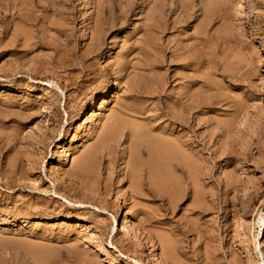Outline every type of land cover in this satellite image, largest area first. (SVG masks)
I'll return each mask as SVG.
<instances>
[{
  "label": "rangeland",
  "instance_id": "rangeland-1",
  "mask_svg": "<svg viewBox=\"0 0 264 264\" xmlns=\"http://www.w3.org/2000/svg\"><path fill=\"white\" fill-rule=\"evenodd\" d=\"M157 123L203 161L180 194L150 171ZM157 236L264 261V0H0V264H163Z\"/></svg>",
  "mask_w": 264,
  "mask_h": 264
},
{
  "label": "bare ground",
  "instance_id": "bare-ground-1",
  "mask_svg": "<svg viewBox=\"0 0 264 264\" xmlns=\"http://www.w3.org/2000/svg\"><path fill=\"white\" fill-rule=\"evenodd\" d=\"M118 1V0H117ZM156 1V0H155ZM161 1V0H160ZM50 2V1H49ZM158 3V2H157ZM33 4V3H32ZM104 5V3H103ZM28 6V5H27ZM45 6V5H44ZM102 6V5H101ZM155 6V5H154ZM26 7V6H25ZM156 8V7H155ZM9 9V8H8ZM22 9V8H21ZM48 9V7H47ZM112 9V8H111ZM150 10V8H149ZM156 11V10H155ZM171 11V10H170ZM22 12V11H21ZM28 12V11H27ZM121 12V11H120ZM162 12V11H161ZM5 13V12H4ZM24 13V12H23ZM165 13V12H164ZM169 13V12H168ZM13 14V13H12ZM150 14V13H149ZM148 14V15H149ZM182 15V14H181ZM7 16V15H6ZM15 16V15H14ZM13 16V17H14ZM99 16V15H98ZM125 16V15H124ZM162 16V15H161ZM168 16V15H167ZM189 16V14H188ZM30 17V16H29ZM35 17V16H34ZM183 17V16H182ZM99 18V17H98ZM109 18V17H108ZM175 19V18H174ZM187 20V19H186ZM115 21V20H114ZM28 22V21H27ZM98 22V21H96ZM167 22V21H166ZM177 22V21H175ZM168 23V22H167ZM179 23V22H178ZM100 24V23H99ZM148 24V23H147ZM173 26L175 25L172 22ZM181 24V23H180ZM107 26V25H106ZM177 26V25H175ZM31 27V26H30ZM98 27V26H97ZM99 28V27H98ZM152 29V28H151ZM164 29V28H163ZM175 29V28H174ZM156 30V29H155ZM171 30V29H170ZM158 31V30H157ZM107 33V32H106ZM162 33V32H161ZM99 34V33H97ZM96 34V35H97ZM104 34V33H103ZM154 34V33H153ZM201 35V34H200ZM101 36V34H100ZM93 37H94V33H93ZM92 37V38H93ZM97 37V36H96ZM95 37V38H96ZM205 37V36H204ZM208 37V36H207ZM93 40H97L96 39ZM182 38V37H181ZM102 40V39H101ZM157 40V39H156ZM100 41V40H99ZM208 41V40H207ZM206 41V42H207ZM41 42V41H40ZM195 42V41H194ZM98 43V42H97ZM138 43V42H137ZM179 43V42H178ZM192 43V42H191ZM147 46V45H146ZM170 46V45H169ZM172 46V45H171ZM100 47V46H99ZM187 48V47H186ZM101 49V48H100ZM165 49V48H164ZM173 49V48H172ZM175 49V48H174ZM189 49V48H187ZM27 50V49H26ZM185 50V49H184ZM201 50V49H200ZM56 51V50H55ZM150 51V50H149ZM182 52V51H181ZM175 53V52H174ZM209 53V52H207ZM178 54V53H177ZM186 56V55H185ZM164 57V56H163ZM192 58V57H191ZM161 59V58H160ZM164 59V58H163ZM189 59V58H188ZM80 60V59H79ZM82 60V59H81ZM189 61V60H188ZM84 66V65H83ZM15 68V67H14ZM89 68V67H88ZM84 69V68H83ZM174 69V68H173ZM87 71V70H86ZM173 77V76H172ZM187 77V76H186ZM153 80V79H152ZM156 80V79H155ZM182 80V79H181ZM178 83V81H177ZM219 83V82H218ZM156 87V86H155ZM219 87V86H218ZM225 90V89H224ZM220 91V90H219ZM228 91V90H227ZM153 93V92H152ZM155 95V94H154ZM198 95V94H197ZM195 96V95H194ZM189 94L186 92H181L179 93V97L174 101V102H178L179 104H182L184 107V110H182V113H180L181 111H178L181 107H178L179 109L176 110L177 112L174 111V109L169 108L171 111L169 112V119L174 121L175 124L178 123L179 125L188 127V126H193L192 121L196 120L193 118V116L190 118L189 116H187L188 112L190 111V105L188 103L189 98ZM192 98V97H191ZM204 98V97H203ZM213 99V98H212ZM198 100V99H197ZM203 100V99H202ZM200 100V101H202ZM199 101V102H200ZM206 101V100H205ZM209 101V100H208ZM223 101V100H222ZM221 101V102H222ZM236 101V100H235ZM203 102V101H202ZM211 102V101H209ZM220 102V103H221ZM198 102L194 103L195 106L198 105ZM173 104V103H172ZM193 104V105H194ZM203 104V103H202ZM213 104V103H212ZM201 105V103H200ZM205 105V103H204ZM165 106V105H164ZM176 107V106H175ZM174 107V108H175ZM202 107V106H201ZM203 108V107H202ZM168 109V110H169ZM176 109V108H175ZM182 109V108H181ZM167 110V111H168ZM190 113V112H189ZM165 116L163 113L160 114L158 117H163ZM167 116V117H168ZM166 117V116H165ZM149 119H153L156 118L155 116L152 117H148ZM169 120V121H170ZM160 121V120H159ZM202 121V120H201ZM196 122V121H195ZM153 126V125H152ZM154 129H160L159 132L157 134H152L149 131H152ZM229 129V128H228ZM149 131H145L143 132V137L146 138V142L148 144V151H149V155H150V160H151V166L150 167V171L152 172V174L154 175V177H156L157 179V183L159 185H163V187L167 188V190H171L173 189V193H179V187L178 185H180L177 180L178 177L176 178V173L178 171L183 172L187 178H188V182L191 184H194L198 181L201 180L200 179V172H201V164H203V161L199 160L201 158H198L193 151V143H190L189 141L185 140L183 138V136H181V134H175L174 130H171L170 128L167 129L166 127H163L161 129V125L160 123L156 126L150 127L148 129ZM201 133V132H200ZM131 134H136V131L131 132ZM176 136H175V135ZM175 137H173V136ZM141 136V133L140 135ZM138 136V137H139ZM137 137V138H138ZM142 138V137H141ZM201 138V137H200ZM136 139V138H135ZM203 139V138H202ZM201 139V140H202ZM139 140V139H138ZM201 140H197V146H201ZM205 140V139H204ZM203 140V142H204ZM202 147V146H201ZM200 148V147H199ZM146 150V149H145ZM115 172V171H114ZM133 173V172H132ZM182 173V175H184ZM178 174V173H177ZM202 175V174H201ZM132 176V175H131ZM134 177V176H133ZM184 178V177H183ZM167 180V182H166ZM187 180V179H186ZM181 181V180H180ZM185 181V180H184ZM186 182V181H185ZM184 182V183H185ZM188 182L186 184H188ZM133 183V182H132ZM137 183V182H136ZM168 183V184H167ZM167 184V185H166ZM87 185V184H86ZM96 185V184H95ZM132 185V184H131ZM134 185V183H133ZM189 186V185H188ZM187 186V187H188ZM192 186V185H191ZM86 187V186H85ZM135 188V186H133ZM186 187V186H185ZM201 187V186H200ZM93 188V187H92ZM170 188V189H169ZM248 188V187H247ZM186 190V189H185ZM196 192V190H195ZM198 193V192H197ZM180 194V193H179ZM178 194V196H179ZM196 196V195H195ZM181 197V195H180ZM198 197V196H197ZM218 197V196H217ZM178 199V198H177ZM195 200V198H194ZM198 201V198L197 200ZM198 203V202H197ZM196 203V204H197ZM170 205V204H169ZM172 207V206H171ZM176 207V206H175ZM174 208V207H173ZM172 208V209H173ZM169 210V209H167ZM194 210V209H192ZM173 211V210H172ZM85 225V224H84ZM88 226V225H87ZM181 230V229H180ZM133 232V231H132ZM156 237V236H155ZM164 238H162L163 240ZM158 236L156 238V241L158 243H160L161 249H162V259H163V264H184L182 263V257L180 259L179 256H177L175 253L176 248L173 246H170L168 242L166 241H162ZM154 245V242H152L151 240L149 241ZM157 260V259H156ZM155 260V261H156ZM187 262V261H186ZM154 264V263H153ZM157 264V263H155ZM189 264V263H187ZM262 264H264V261L262 262Z\"/></svg>",
  "mask_w": 264,
  "mask_h": 264
}]
</instances>
